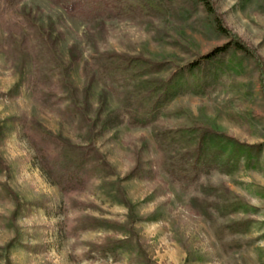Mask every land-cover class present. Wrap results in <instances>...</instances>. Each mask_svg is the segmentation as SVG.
<instances>
[{
	"label": "rangeland",
	"instance_id": "374dc122",
	"mask_svg": "<svg viewBox=\"0 0 264 264\" xmlns=\"http://www.w3.org/2000/svg\"><path fill=\"white\" fill-rule=\"evenodd\" d=\"M212 1L226 26L262 57L263 73L253 60L248 71L236 78L237 85L230 83L226 91L213 90L209 97H178L176 104L193 112L205 126L249 145H262L255 168L244 169L235 180L222 175H215L214 180L227 183L259 209L251 215L256 222L246 238L259 239L256 246L264 249V195L258 193L264 187V0ZM29 11L39 24L53 25L65 34L59 51L65 61L69 48L78 46L82 61L71 77L82 88L80 68L94 53L84 43L85 24L54 0H24L18 13ZM146 20L107 21L100 48L181 66L228 42L201 9L179 12L173 7L163 16ZM2 39L0 30V45ZM33 69L27 49L21 48L17 58H7L0 49V154L5 168H0V184L8 185L19 199L6 200L0 192V264H134L144 260L145 255L139 253L133 260L127 252L121 253L116 262L111 256L90 255L88 251L107 237H125L107 225L79 231L76 236L69 233L81 226L82 218L126 223L129 212L116 200L110 182L99 181L66 199L43 170L25 126L37 138L51 133L74 144L85 141L68 122L33 99L26 86ZM100 93L97 83L93 102L97 103ZM118 109L109 94L106 115ZM97 146L118 173L110 181L125 178L136 167V155L141 152L140 158L159 172L160 155L148 129L123 126L98 137ZM122 186L135 206V217L156 218L134 223L151 264L227 263L207 221L190 211L188 196L169 177L159 174L151 181L124 180ZM236 255L231 263L261 264L254 249Z\"/></svg>",
	"mask_w": 264,
	"mask_h": 264
},
{
	"label": "trees",
	"instance_id": "16d2710c",
	"mask_svg": "<svg viewBox=\"0 0 264 264\" xmlns=\"http://www.w3.org/2000/svg\"><path fill=\"white\" fill-rule=\"evenodd\" d=\"M23 1L0 0V30L3 31L0 49L7 58L19 57L21 48L28 50L34 69L26 86L33 99L68 122L85 141L74 144L51 133L37 138L25 126L41 167L66 199L84 193L99 181L110 182L116 200L123 203L129 212L126 223L82 218L81 226L69 233L76 236L79 231L107 225L113 233L125 237H107L88 251L90 255L111 256L115 262L124 252L132 260L138 255L136 253L147 258L134 223L154 221L156 218H137L133 215L135 206L127 198L122 183L136 179L151 181L163 174L188 196L190 211L207 221L227 259L226 264H238L229 260L233 261L241 251L251 249L257 252L259 262L264 264V249L256 246L259 239L246 238L256 222L251 215L259 209L227 183L214 180L215 175L235 180L244 169L255 168L262 145H249L205 126L193 112L176 104L178 97H209L213 90L226 91L230 83L237 85L236 78L248 71L253 60L263 73L262 57L226 26L214 2L54 0L85 24L84 43L94 50L80 68L83 87L79 88L71 77L72 70L82 61L78 46L69 48V60L65 61L59 54L65 34L53 25L45 27L39 24L31 11L18 13ZM173 7L179 12L201 9L212 18L216 32L228 42L181 66L100 48L104 43L107 21L128 19L142 22L147 19L150 22ZM97 83L101 93L95 103L92 99ZM109 94L119 109L106 115ZM123 126L150 131L160 155L159 172L155 166L147 165L140 158L141 152L136 155V167L125 178L109 180L118 173L100 152L97 139ZM3 167L0 154V168ZM0 192L6 200L19 201L6 184H0ZM258 193L264 195V187H259ZM237 215H243V218H237ZM145 257L134 264H151ZM241 264H245L244 260Z\"/></svg>",
	"mask_w": 264,
	"mask_h": 264
}]
</instances>
